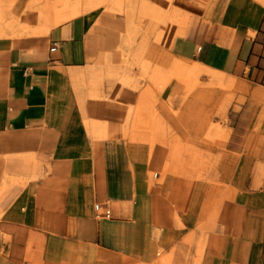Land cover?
Instances as JSON below:
<instances>
[{
	"label": "crops",
	"instance_id": "0c3cea01",
	"mask_svg": "<svg viewBox=\"0 0 264 264\" xmlns=\"http://www.w3.org/2000/svg\"><path fill=\"white\" fill-rule=\"evenodd\" d=\"M83 32L79 17L48 35L0 38V257L45 264L57 240L105 264H162V250L176 255L172 264H193L171 249L170 237H180L150 213L164 198L170 146L143 111H131L129 95L142 77L158 92L167 88L162 52L264 90V4L184 0L154 34L141 68L114 76L104 65L101 102L70 78L71 69L91 71ZM242 90L219 88L217 110L234 107ZM96 204L108 205L111 216H101ZM210 240L196 264H264V236Z\"/></svg>",
	"mask_w": 264,
	"mask_h": 264
},
{
	"label": "rangeland",
	"instance_id": "374dc122",
	"mask_svg": "<svg viewBox=\"0 0 264 264\" xmlns=\"http://www.w3.org/2000/svg\"><path fill=\"white\" fill-rule=\"evenodd\" d=\"M8 1L7 7L13 8L19 0ZM183 4L184 0H124L112 10L108 7L97 10L90 15L92 20L97 22L100 16L101 26L111 27L115 36L100 45L88 41V16H81L87 66L91 70L99 64V54L104 51L126 57L142 43L139 65L134 66L141 68L148 59L154 34L166 28L175 10ZM33 32L35 36L48 35L51 27L36 25ZM8 34L5 32L0 38H8ZM161 57L159 71L168 77L167 88L158 92L142 77L132 96L129 95L130 109L143 111L156 126L157 137L167 141L170 152L175 154L172 164H166L162 174L167 185L164 198L152 202L150 213L164 232L180 237H170L171 249H179L186 263L196 264L210 237L230 236L233 231L219 215L221 205L232 200L238 206L240 203L246 215L244 235L257 240L264 236V102L254 100L250 92L242 90L244 95L234 107L225 106L218 111L217 90L229 87L217 84L220 77L203 71L181 72L172 78L168 62L175 59L188 64L189 61L163 52ZM103 63L112 67L109 62ZM100 82L98 78L92 96L97 102L105 99ZM142 89H146L144 97L140 93ZM78 97L80 103L86 98L85 94ZM160 128L166 138L158 136ZM181 238L186 239V245L181 243ZM183 246L186 249L181 251ZM162 252V264H172L176 259L175 254L170 257ZM45 261V264H105V258L95 261L83 247L57 240H51ZM0 264L9 263L0 257ZM112 264L122 263L114 259Z\"/></svg>",
	"mask_w": 264,
	"mask_h": 264
},
{
	"label": "bare ground",
	"instance_id": "6f19581e",
	"mask_svg": "<svg viewBox=\"0 0 264 264\" xmlns=\"http://www.w3.org/2000/svg\"><path fill=\"white\" fill-rule=\"evenodd\" d=\"M7 1V2H6ZM0 2V37L8 32L9 37H29L33 35V30L36 29V25L49 24L51 30H54L58 26L73 21L81 16H88V41L92 44L100 45L102 42H106L115 38L111 27L101 26V17H98V21L92 20L90 16L93 12L102 8L108 7L109 10L121 6L124 0H19L13 8H8V0ZM68 1V2H67ZM264 4V0H259ZM109 10L107 14L109 13ZM107 43V42H106ZM142 43L138 44V49L135 52L127 54L113 55V52L104 51L99 54L100 63L97 64L88 74H84L78 69H71L70 78L73 87L77 89L86 90L91 96H95L94 84L96 80L103 78L104 65L103 62H109L112 65V73L114 76L119 75L123 70H130L134 66L139 65V59L142 55ZM167 68L169 69L170 76L172 78L179 76L181 72L189 74H197L204 71L203 65L200 63L189 62L181 63L175 59H171ZM87 77V79H85ZM88 81V82H87ZM217 84L221 86H229L234 88H241L250 92L254 100L264 102V90H250L246 85L234 78H219ZM88 85V90H87ZM150 88V87H149ZM151 89V88H150ZM117 92V91H116ZM141 96L144 97L146 89L140 90ZM117 94V93H115ZM158 136L166 138L163 131H158ZM172 138V137H171ZM264 143V141H262ZM174 152H170L167 165H171L174 160ZM219 209V215L226 223V226H232L233 231L230 232V236H246L243 229L246 223V215L244 210L238 206V202L233 200L226 205H221ZM249 212V210H248ZM264 217V214L262 213ZM251 219V218H250ZM262 227V226H261ZM227 236H218L225 238ZM250 237V236H246ZM252 238V237H250Z\"/></svg>",
	"mask_w": 264,
	"mask_h": 264
},
{
	"label": "built area",
	"instance_id": "2783aa9c",
	"mask_svg": "<svg viewBox=\"0 0 264 264\" xmlns=\"http://www.w3.org/2000/svg\"><path fill=\"white\" fill-rule=\"evenodd\" d=\"M57 49V44L54 43V45L51 47L50 51H55ZM96 209L100 212V215L108 218L111 216V209L108 205H101V204H96Z\"/></svg>",
	"mask_w": 264,
	"mask_h": 264
}]
</instances>
